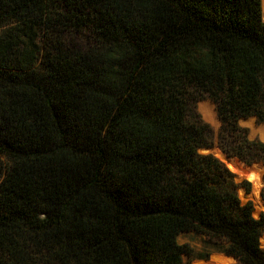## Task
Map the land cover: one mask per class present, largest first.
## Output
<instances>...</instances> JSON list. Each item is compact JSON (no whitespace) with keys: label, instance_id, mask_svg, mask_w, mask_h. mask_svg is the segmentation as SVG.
<instances>
[{"label":"trees","instance_id":"16d2710c","mask_svg":"<svg viewBox=\"0 0 264 264\" xmlns=\"http://www.w3.org/2000/svg\"><path fill=\"white\" fill-rule=\"evenodd\" d=\"M205 99L264 163L239 125L264 123L261 0H0V264H264Z\"/></svg>","mask_w":264,"mask_h":264},{"label":"rangeland","instance_id":"374dc122","mask_svg":"<svg viewBox=\"0 0 264 264\" xmlns=\"http://www.w3.org/2000/svg\"><path fill=\"white\" fill-rule=\"evenodd\" d=\"M261 1H262V16H263L264 15V12H263L264 11V2H263L264 0H261ZM206 102H210L212 106L209 104L200 106L201 103H206ZM196 110L199 113L201 119L211 127L212 132H213V140H214V146L212 148L200 149L199 152L202 154H205V153L212 154L214 157L219 159L225 166H227L233 173L238 174L240 177H246L240 180H237L235 177L234 179L236 182H242V181L249 182L250 190L248 193L249 194L251 193L252 199H249L248 201L252 202L253 215H254L255 208H256L255 204L257 205L259 203L262 205L260 198L264 201V183L262 184V186H260L261 188L260 190H258V192L256 193L257 195L255 197L253 194L254 188L251 183V178L247 173V168L243 167L239 162L234 161L233 158H230L232 159V161H227V164H226L224 160L225 154L217 146V136H218V130L220 127V122L217 118L214 104L208 99L201 100L197 102ZM239 125L247 129L248 137L250 139H257V140L264 142V123H258L254 117H248L245 119H240ZM259 168H260L261 175L264 174V167L263 168L259 167ZM241 189H244V188H241ZM258 193L260 194V196L258 195ZM238 196L242 202L247 201V200L242 199L239 193H238ZM262 212L264 213V209ZM177 239H178V242L181 244H184V243L189 244L194 249L195 253L207 251V249H205L203 246L204 244L203 238L193 232L180 233ZM183 264H237V262H234L230 258L224 257L223 253H219L216 251H209V256L206 260L193 259L189 261L186 256H183Z\"/></svg>","mask_w":264,"mask_h":264},{"label":"water","instance_id":"95a60500","mask_svg":"<svg viewBox=\"0 0 264 264\" xmlns=\"http://www.w3.org/2000/svg\"><path fill=\"white\" fill-rule=\"evenodd\" d=\"M225 154V153H224ZM230 158H233V160L234 161H237V162H239L243 167H245V168H247L248 170H250V169H252L254 166H256L257 168H259V167H264V163H262V162H256V163H253V164H251V165H246L245 163H243L242 161H240L239 159H237V158H235V157H229V156H227L226 154H225V162H226V164H227V161H232V159H230ZM227 167V166H226ZM228 168V167H227ZM232 172V171H231ZM233 173V172H232ZM234 174V177L237 179V180H240V179H244V178H246V177H240L238 174H236V173H233ZM263 175L264 174H262L261 175V177H260V180L262 181V184L264 183V178H263ZM259 190H260V188H259ZM237 191H238V193H239V195H240V197L242 198V199H244V200H249V199H252L251 198V193L249 194L248 192H246L244 189H241V188H238L237 189ZM258 195L260 196V194L258 193ZM260 201H261V203H262V205L264 204V201L260 198ZM262 205H256L255 204V212H254V215H255V217H258L259 215H260V213L263 211V208H262ZM259 241H260V245L262 246V247H264V231L262 232V234H261V236H260V238H259ZM223 256H225V257H228V258H230L231 260H233L234 262H236V259L233 257V256H229V255H226V254H223Z\"/></svg>","mask_w":264,"mask_h":264},{"label":"bare ground","instance_id":"6f19581e","mask_svg":"<svg viewBox=\"0 0 264 264\" xmlns=\"http://www.w3.org/2000/svg\"><path fill=\"white\" fill-rule=\"evenodd\" d=\"M264 2V1H263ZM261 5H262V1H261ZM264 12V11H263ZM263 19H264V15H263ZM210 103V102H209ZM211 104V103H210ZM253 133V132H252ZM255 134V133H254ZM258 134V133H257ZM263 168V167H262ZM247 173L251 178V183L252 186L254 188V196L256 197V193L258 192L259 188H261L260 186H262V181L260 180L261 177V173H260V168H257L256 166H254L252 169L248 170L247 169ZM259 204V203H258ZM257 204V205H258ZM261 205V204H259ZM262 208L264 209V204L262 205ZM225 257V256H224ZM228 258V257H226Z\"/></svg>","mask_w":264,"mask_h":264}]
</instances>
